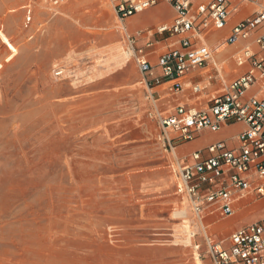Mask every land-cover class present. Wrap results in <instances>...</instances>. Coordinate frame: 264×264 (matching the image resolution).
Returning <instances> with one entry per match:
<instances>
[{
	"label": "rangeland",
	"instance_id": "374dc122",
	"mask_svg": "<svg viewBox=\"0 0 264 264\" xmlns=\"http://www.w3.org/2000/svg\"><path fill=\"white\" fill-rule=\"evenodd\" d=\"M115 4L0 0V264H193L195 251L213 264L205 233L227 247L234 220L252 211L200 223L176 193L180 169L189 164L177 152L218 136H171L173 150L163 147L136 60H149L154 42L171 36L156 29L138 45L145 32L129 33L132 49ZM156 15L166 20L172 10L139 15L134 24L150 26ZM225 37L209 33L196 42L213 51L221 69L220 79L211 63L193 71L196 83L208 74L215 79L199 108L238 73ZM116 49L123 60H115ZM153 67L159 70L157 62ZM240 130L230 124L220 142L236 147Z\"/></svg>",
	"mask_w": 264,
	"mask_h": 264
},
{
	"label": "built area",
	"instance_id": "2783aa9c",
	"mask_svg": "<svg viewBox=\"0 0 264 264\" xmlns=\"http://www.w3.org/2000/svg\"><path fill=\"white\" fill-rule=\"evenodd\" d=\"M60 1L51 0L53 5ZM157 1L132 3L131 0H117L114 11L117 19L123 22ZM161 1L171 5L175 17L170 26H160L157 33L177 36L176 45L157 58L158 75H154V67L144 57L137 58L136 62L163 147L173 150L171 136L188 142L200 131L217 132L221 127L234 123L245 125L237 136L236 147L217 142L205 151L193 153L190 163L180 169L176 193L187 199L193 215L200 221L212 214L232 217L236 206L249 195H253L255 200L264 199V32L253 40L258 52L245 45L233 55L235 65L246 67V70L233 79L223 93L211 96L204 108H189L180 103L171 109L170 114H165L159 111L155 87L167 84L168 94H179L184 89V77L210 63L213 76L221 78V69L213 60V51L204 43L197 46L196 42L201 43L206 34L221 32L227 26L230 11L229 0H207L195 6L193 2L197 0ZM262 25L264 5L255 15L239 20L226 34L224 42L238 46L240 42L248 41ZM127 39L133 49L134 40ZM138 52L142 53L141 50ZM214 80L208 74L205 85L190 83L191 93L197 101ZM252 89L254 91L250 93ZM205 240L213 264H264V218L233 231L227 247L214 242L206 233Z\"/></svg>",
	"mask_w": 264,
	"mask_h": 264
},
{
	"label": "crops",
	"instance_id": "0c3cea01",
	"mask_svg": "<svg viewBox=\"0 0 264 264\" xmlns=\"http://www.w3.org/2000/svg\"><path fill=\"white\" fill-rule=\"evenodd\" d=\"M131 1H132V3H135L136 1H140V0H131ZM204 1H207V0L194 1L193 5L195 6L197 3L204 2ZM116 2H117V0H115V3ZM263 5H264V0H254V2H245L242 0H229L228 8L230 11V15H229L228 21L226 23L227 26L221 32H219L221 37H223V35H226L235 26V24H237L239 22V20H242L244 18L251 17V16L255 15V13H257V11H258V8H260V6H263ZM159 9L172 10V16H170L169 19L165 20V19H162V17L156 15L155 20H154L152 25H150V26L149 25L135 26V24H134L135 20L137 19V17L139 15H142L145 13H151L152 14L155 10H159ZM174 17H175V11H174V9H172L171 5H169L167 2L159 0L153 6L147 8V9H145L139 13H136V15L131 16V17L127 18L126 20H124L123 22H124V25L126 26V28L128 29L127 30L128 32L124 31L123 29L122 30H123V32H125L127 34V38H131L129 36V33L136 34L138 31L145 32L142 36H140L138 38V41H137L138 45H145L146 42L150 41L151 38H153V36H152L153 31L158 29L160 26H170ZM263 32L264 31H262L261 29L254 31L248 41L240 42V44L236 47L233 46V49L226 56H230V58H233V55L236 54L245 45H249L254 52H258V49L255 46L253 40L258 35L262 34ZM177 40H178L177 36H171L170 38L165 39L163 42H154V45L151 46L154 48V50L150 52V54H149L150 59L148 60V62H150V64L152 66H153V61L156 64L157 58L159 57V55L164 53V52L159 53V51L161 50V47H164L166 49H171V47L176 45ZM135 46H136V41H134V47ZM245 70H246V67L239 68V71H238V73H236L237 75L235 77L237 78L238 76H240L242 73H244ZM153 72H155L156 75H158V73H159L158 68H154ZM184 78H185V80H184L183 92H181L179 94H173V96L167 94V91H166V88L168 86L167 84H161V85L155 87L154 92H156V96L159 97L158 106H159L160 110L166 109V112H168V110H170L175 105L180 104V103L187 105V107H189V108L190 107L199 108L198 107L199 105H197V103H196V101L198 99L194 95L192 96V94L189 95L187 93V92H189L188 90H189L190 83L194 82L195 72H190ZM200 82L201 83H199V82H197V83L204 84L206 81L203 80ZM207 96H209V95H207ZM232 125L238 126L241 128V130L233 136L235 141H236L237 136L241 132H243V130L245 129V125L240 124V123H234ZM229 126L230 125H225V126L221 127L220 130L217 132H211L209 130L208 131L204 130V131H200V132L196 133L194 136V139H192V140H195V139L197 140L198 138L200 139L201 137H208L210 135H214V136H218V137L213 142H209L207 144L195 146L186 155L181 153L180 151L177 152V155H180V156L183 155V157H181L182 158L181 160L183 161V159H185L186 163H188V162L190 163L191 155L193 153L205 151L209 147V145H211L212 143L220 142L221 133L224 132V130H226V128H228ZM236 143H237V141H236ZM177 155H175V157H177ZM241 204H238L236 206L235 212L239 211L240 209H245V207L251 208L252 211H251V213H249L247 215L248 217L241 218L237 222L234 220V224H233L234 230H232V232L246 226L247 224L256 222V221L264 218V199L255 200V197H253V195H249L248 198H246L245 201H243ZM240 205H241V207L239 208ZM235 212H234V214H235ZM257 212H261V215L256 217L255 214ZM221 244H222V246L226 247L223 243H221Z\"/></svg>",
	"mask_w": 264,
	"mask_h": 264
},
{
	"label": "bare ground",
	"instance_id": "6f19581e",
	"mask_svg": "<svg viewBox=\"0 0 264 264\" xmlns=\"http://www.w3.org/2000/svg\"><path fill=\"white\" fill-rule=\"evenodd\" d=\"M125 31H127V29H125ZM128 32V31H127ZM212 39H213V41H216V38L214 39V37H212ZM230 48H232V47H230ZM230 48L228 47V48H226L225 49V51H226V53L230 50ZM116 51V54H115V60H120V58H122V56H123V54H122V52H121V50L120 49H116L115 50ZM122 60H123V58H122ZM235 66V70H237V72L239 71V68L236 66V65H234ZM234 68V67H233ZM207 71V70H206ZM206 71H204V72H199V76H201L202 78H204L205 77V73H206ZM59 74H61V72L59 73ZM179 215H181V216H185L186 215V211L185 210H181L180 212H179ZM198 221L200 222V223H202L199 219H198ZM187 235H186V238H185V243L187 244V245H191V243H192V237H193V234H190V233H186ZM194 249V251H195V249H196V247L195 248H193ZM192 258H193V264H203L202 262H201V260L199 259V254H198V252L197 251H195L192 255Z\"/></svg>",
	"mask_w": 264,
	"mask_h": 264
}]
</instances>
